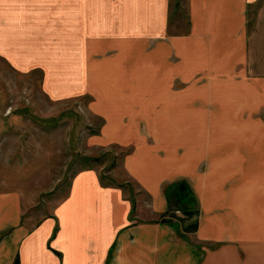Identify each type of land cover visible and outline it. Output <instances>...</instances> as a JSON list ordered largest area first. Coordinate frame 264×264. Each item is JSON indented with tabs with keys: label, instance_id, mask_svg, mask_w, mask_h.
I'll return each mask as SVG.
<instances>
[{
	"label": "crops",
	"instance_id": "obj_1",
	"mask_svg": "<svg viewBox=\"0 0 264 264\" xmlns=\"http://www.w3.org/2000/svg\"><path fill=\"white\" fill-rule=\"evenodd\" d=\"M74 2L80 22L52 32L51 57L9 0L0 37L18 67L70 75V93L97 84L105 127H137L119 142L133 146L121 163L136 187L82 168L45 216L0 191V264H264V0H187L179 32L170 0Z\"/></svg>",
	"mask_w": 264,
	"mask_h": 264
},
{
	"label": "rangeland",
	"instance_id": "obj_2",
	"mask_svg": "<svg viewBox=\"0 0 264 264\" xmlns=\"http://www.w3.org/2000/svg\"><path fill=\"white\" fill-rule=\"evenodd\" d=\"M9 1L12 19L24 24L28 32L36 33L41 24L42 33L39 30L38 38L42 41L33 42L32 49H47L46 57L54 53L52 43L48 45L52 32L62 36L63 26V30L68 29L70 33L73 13L76 25L80 22L77 15L81 6L73 4V0ZM1 3L2 0L0 7ZM170 3V23L173 32H179L175 21L179 15L182 22L186 17L187 0H170ZM173 14L178 16L173 17ZM184 27L182 24V29ZM13 54L0 37V191H22L27 208L34 206L42 216L66 195L72 175L82 168H95L104 182L121 186L126 195L131 189L134 192L136 184H130L121 163L124 153L130 152L133 146L119 142L130 138L125 134L137 127H105L106 117L95 112L97 109L91 105L96 102L97 84L80 85V89L70 93V75H58L57 69L42 68L35 62L18 67L14 59L18 55ZM47 77L51 82H46ZM56 78L59 82L54 81ZM138 129L145 142L148 134L153 133L151 127ZM202 133L199 128L198 135ZM249 135L257 139L255 131ZM102 136L105 138L101 139ZM218 136L219 139L243 138L232 127H219ZM141 148L146 152L143 144Z\"/></svg>",
	"mask_w": 264,
	"mask_h": 264
},
{
	"label": "trees",
	"instance_id": "obj_3",
	"mask_svg": "<svg viewBox=\"0 0 264 264\" xmlns=\"http://www.w3.org/2000/svg\"><path fill=\"white\" fill-rule=\"evenodd\" d=\"M100 177H101V179H103V178H102V175H100Z\"/></svg>",
	"mask_w": 264,
	"mask_h": 264
}]
</instances>
